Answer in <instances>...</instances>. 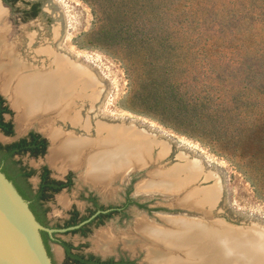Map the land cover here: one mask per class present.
Wrapping results in <instances>:
<instances>
[{"label":"rangeland","instance_id":"374dc122","mask_svg":"<svg viewBox=\"0 0 264 264\" xmlns=\"http://www.w3.org/2000/svg\"><path fill=\"white\" fill-rule=\"evenodd\" d=\"M30 3H37L39 9L26 23H21L16 14L9 18V8L2 6L7 10L4 23L10 30L9 43L17 45L18 59L35 68H49L52 55L37 52L48 50L78 69L81 75L78 88L84 84V77L92 84L81 89L82 94L73 101L79 115L77 126L51 118V114L50 117H33L32 121L21 125L16 120L18 111L10 106V96L2 95L11 111L5 119L11 122L13 134L0 133V144H11L29 131L49 139L51 133L46 122L49 118L61 135L67 133L90 140L97 137L96 124L131 130L137 138L153 145L148 165L130 168L132 171L127 169L132 198L147 207L145 211L131 207L128 221L117 223L113 220L106 227L112 226L122 232L133 228L134 222L142 217L162 229H169V224L164 222L167 219L186 220L201 227L206 224L216 236L230 239L237 245L232 252H222L229 264L240 263L236 255L245 261L240 264H264V233L253 230L264 229V120L252 123L251 119L260 114L264 117V0H172L164 5V8L175 7L173 17L164 18L163 28L168 24L178 40L173 45L177 50L175 60L180 65L179 73H191L189 80L191 83L194 80L197 94L205 98V102L209 98L216 100L218 95L226 102L223 108L216 110L215 107L210 110L205 103V108L190 110L180 116L178 113L170 115L165 110L157 113L151 111V107L140 105L137 96L143 90H138L132 98L125 69L129 72V64H135L126 59V55L133 56V51L128 49V41L127 44L124 41L126 37L116 33H119L120 25L126 23L124 15L129 12L128 8L136 9L141 2L18 0L15 9H24ZM256 36L261 37L262 45L254 42L258 40ZM121 47L126 49L123 51ZM145 87L143 84L142 88ZM161 146L166 148L163 157L159 156ZM51 148L48 146L49 153ZM49 156L46 152L36 159L23 156L18 160L26 168L38 170L47 166L45 159L49 160ZM190 161H197L201 172L180 190H156L153 193L149 189H140L158 180L155 173L182 167ZM54 165L49 169L50 174L59 177V166L56 165L60 164ZM29 182L34 186L36 177L30 178ZM127 183H115V200L119 198L118 190ZM82 186L75 180L68 193L54 197L49 206L50 224L61 222L65 217L58 199L75 200ZM210 191L214 196L208 204L194 205L192 200L193 205H189L192 208H185L181 202L192 192L196 194L193 199L199 200L203 198L202 194ZM232 228L244 231L251 228L252 232L238 230L237 233ZM61 238L78 243L76 236ZM87 244V251H93L94 242L87 239ZM112 248L114 253L135 258L137 264H147L143 249H128L121 238L114 241ZM212 251L220 252L213 248ZM51 254L55 264H62L53 245ZM211 254L210 251L206 261L213 258ZM148 262L152 264L150 260Z\"/></svg>","mask_w":264,"mask_h":264},{"label":"bare ground","instance_id":"6f19581e","mask_svg":"<svg viewBox=\"0 0 264 264\" xmlns=\"http://www.w3.org/2000/svg\"><path fill=\"white\" fill-rule=\"evenodd\" d=\"M5 16L6 9L0 5V89L3 94L10 96L11 108L18 111L17 122L24 125L25 122L32 121L33 117L38 119L39 116L49 115L50 117L51 114L53 115L51 118H57L77 126L79 115L73 101L76 97H80L81 89L87 88L92 83L87 77H84L82 81L84 84L81 89L78 88V84L81 83L78 69L72 64L65 63L53 52L49 53L48 50L37 52L52 55L53 59L49 68H35L33 65L19 60L16 55L17 45L13 42L9 43L10 30L4 23ZM51 66L52 69H50ZM51 118L46 119V122L52 137L49 138L52 147L49 161L54 164L59 163L62 167H73L88 155V158H85L87 159V162L85 160L87 164L86 176L96 181H101L118 170H129L138 166L143 168L148 165L147 161L151 156L153 145L144 139L137 138V135L131 130L128 132V129L121 130L112 128V126L109 128V126L96 124L97 137L90 140L70 134L61 135L60 131L55 130L52 126ZM55 143H57L56 146ZM164 153H166V148L161 146L159 156L163 157ZM199 168L200 165L197 161H190L182 167L160 174L155 173L154 176L158 180L153 184L141 186L140 189L142 188L143 191L149 189L153 193L156 190H162L161 192L180 190L198 177V172H201ZM179 175H182V178ZM202 195L203 198L199 196L198 198L201 197L199 200L197 198L194 200L196 194L192 192L181 202H184L185 208H192L189 206L193 205L192 203H195L194 205L208 204L209 199L214 196L212 191ZM146 220L145 217L139 219L135 224V235L130 233L128 237L126 234L125 241L131 246L137 244L145 246L147 260H150L152 264H229L227 256L222 252H232V248H237V245L230 239L224 240L220 236H216L211 230V226L206 224L201 227L202 225L196 226L186 220L184 222L167 219L164 222L169 224V229H162ZM238 230L242 231L243 229L232 228L233 232L239 233ZM253 230L255 233H264L263 228L258 229L260 232L257 229ZM250 231L251 228L243 230V232L251 233L252 231ZM108 233V231L101 232L99 236L102 239L108 237ZM208 242L210 243L208 244ZM212 248L221 253H214ZM210 251L213 258L206 261ZM236 258L240 263L244 261L241 256L236 255Z\"/></svg>","mask_w":264,"mask_h":264},{"label":"flooded vegetation","instance_id":"af4514ba","mask_svg":"<svg viewBox=\"0 0 264 264\" xmlns=\"http://www.w3.org/2000/svg\"><path fill=\"white\" fill-rule=\"evenodd\" d=\"M0 2L2 3L1 6L9 8V18L12 14H16L21 23H26L34 18L32 3L27 4L26 8L20 10L15 9V5L18 0H15L13 8L5 5L2 0H0ZM2 95L5 96L2 92H0V99L2 101L0 102V109L5 108L9 112L8 114L1 113L2 122L11 123L5 119L6 116L11 114V111L5 103ZM29 133H34L40 137V139L37 140V143L41 142V139L44 140V153L39 156H32L29 153H25L23 155L15 154L12 157L13 161L19 163L17 167L21 170L22 174L20 185H22V189L25 191L28 198H23L19 194L15 184L13 182L10 183L21 199L27 204V207L33 215L35 221L42 228H44V230L39 231V236L50 263L54 264L51 254V245H53L55 247L56 256L57 258L61 259L62 264H137L135 258L114 253L112 248L114 241L118 238H121L122 243L126 248L131 250H133L135 247L138 249H143L145 252V262L149 264L146 257L147 249L145 246H140V244L131 246L125 241L127 236H130V233L135 235L134 228L139 219L134 222L133 228L122 232L116 231L112 226L109 228L106 227V225L113 220H116L117 223H124L128 221V211L131 207H134L140 211L146 210V204H140L131 196V182L129 181L127 183V174L130 170H118L101 181L93 180L86 176L87 171L85 170L87 166V159L85 158H88V155L84 156L83 160H81L78 165L73 167H62L61 165H56V167L59 166V177L51 176L49 169L52 166L55 167V165H52L47 157L45 159L47 166H41L38 170L26 168L21 164L20 160H18L19 158L23 156H28L34 159L42 157L46 152L49 154L48 146L49 148L51 146L50 140L48 138H44L35 131H29L23 138H27ZM19 140L15 142H18ZM32 177H36V184L34 186L29 182L30 178ZM75 180L82 183V188H80L75 200L65 197L58 199L60 205L63 206V215L65 217L61 220V222L50 224L48 220L50 203L55 196L61 194L62 192L68 193L74 186ZM118 182L120 184L124 182L127 184L118 190L119 198L115 200L113 198L114 192L116 190L114 186L115 183ZM105 200L110 201L104 202ZM34 207L37 211H39V213H42L43 223L37 221L33 213ZM146 221L150 222L148 220ZM105 231L109 232L108 237L101 239V236L99 235L101 232L103 233ZM126 234L128 235L126 236ZM67 235L76 236L78 243L74 244L72 241L61 238V236ZM87 239H91V241L94 242L95 248H93V251H87ZM130 252L133 253V251Z\"/></svg>","mask_w":264,"mask_h":264},{"label":"trees","instance_id":"16d2710c","mask_svg":"<svg viewBox=\"0 0 264 264\" xmlns=\"http://www.w3.org/2000/svg\"><path fill=\"white\" fill-rule=\"evenodd\" d=\"M2 1L11 8L15 3V0ZM129 1L131 3L138 1L142 5L138 7L135 5L136 9L128 8L129 12L124 15V22L126 23L124 26L120 25L119 33H116V35L125 36L127 39L125 38L124 41L126 44L128 41L130 47L128 49L133 51V56L126 55V59L132 60L135 64H129V72L125 69L131 85L132 98H135L137 92L143 90V93L141 92L137 96L141 100L140 105L151 107V111L157 113L165 110V113L170 115L178 113V116L190 110L203 109L205 103L210 110L214 107V110L223 108L226 103L224 97L218 95L216 100L209 98V101L205 102V98L197 94V85H193L194 80H192V83L189 80L191 73L185 72L183 75L179 73L180 65L175 60L177 50L173 45L178 40L173 34V28H170L168 24H165L166 28H163L164 18H172L175 13V7L173 6L172 8H170L171 6L164 8V5L172 0ZM32 9L34 11L33 17H35L39 5L32 3ZM93 15L95 16V14ZM256 37L258 40L254 42L258 43L259 46L262 45L264 39H262V42L260 36ZM121 48H123V51L126 49ZM124 59L121 58V60L126 61ZM143 84L146 85L145 88H142ZM0 102H2L1 99ZM1 113L8 114L9 112L5 108L0 109V133L10 136L13 134V127L11 123L2 122ZM251 119L252 123H259L264 120V117H261L260 114L255 119L253 117ZM38 139H40L38 135L29 133L27 138H22L11 145L4 146L0 144V172L9 182L15 184L19 194L25 199L28 197L22 189V185H20L22 174L17 167L19 163L13 161L12 157L15 154L23 155L25 153L32 156L42 155L45 150V142L41 139V142L37 143ZM33 213L37 221L43 223L42 213H39L35 207Z\"/></svg>","mask_w":264,"mask_h":264},{"label":"water","instance_id":"95a60500","mask_svg":"<svg viewBox=\"0 0 264 264\" xmlns=\"http://www.w3.org/2000/svg\"><path fill=\"white\" fill-rule=\"evenodd\" d=\"M40 230L44 228L0 172V264H51Z\"/></svg>","mask_w":264,"mask_h":264}]
</instances>
